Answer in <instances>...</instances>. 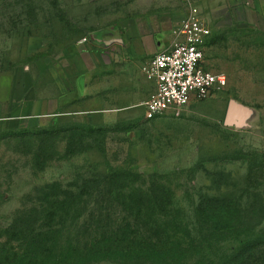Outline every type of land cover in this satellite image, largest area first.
<instances>
[{
	"label": "rangeland",
	"instance_id": "obj_1",
	"mask_svg": "<svg viewBox=\"0 0 264 264\" xmlns=\"http://www.w3.org/2000/svg\"><path fill=\"white\" fill-rule=\"evenodd\" d=\"M171 13L172 0H0V77L24 65L39 74L54 52L83 40L117 42L138 22L153 15L165 21ZM168 30L171 42L172 24ZM207 54L226 85L178 114L148 120L139 107L95 114L92 125L65 118L18 130L0 121V264H36L26 243L4 232L22 206H39L37 189L111 171L142 175L152 189L170 191L162 222L176 240L194 244L189 264H228L243 245L264 241V33L233 28L209 40ZM230 101L249 109L246 127L224 124ZM50 137L54 142L40 150L38 141ZM89 232L67 224L59 248L67 251Z\"/></svg>",
	"mask_w": 264,
	"mask_h": 264
},
{
	"label": "crops",
	"instance_id": "obj_2",
	"mask_svg": "<svg viewBox=\"0 0 264 264\" xmlns=\"http://www.w3.org/2000/svg\"><path fill=\"white\" fill-rule=\"evenodd\" d=\"M192 4L211 30L202 63L208 72L219 71L206 55L209 40L233 28L264 33V0H172V13L165 21L152 14L117 42L103 40L99 46L79 42L73 49L44 58L39 74L33 65H24L1 76L0 121L11 124L7 127L11 130L42 122L56 125L65 118L92 125L95 114L143 108L155 83L142 69L154 54L169 46L166 31L172 24L173 40L174 28Z\"/></svg>",
	"mask_w": 264,
	"mask_h": 264
},
{
	"label": "trees",
	"instance_id": "obj_3",
	"mask_svg": "<svg viewBox=\"0 0 264 264\" xmlns=\"http://www.w3.org/2000/svg\"><path fill=\"white\" fill-rule=\"evenodd\" d=\"M73 132L66 140H73L77 135ZM48 142L54 139H40V150ZM146 182L142 175L111 171L65 188L59 183L46 185L35 191L39 206H22L4 233L12 241H24L36 264L41 260L42 264H164L168 259L172 264H189L194 244L176 240L162 222L170 207V191L152 189ZM72 222L90 232L63 251L60 233ZM263 248V240L251 241L235 251L228 264H264ZM10 263L11 259L6 261Z\"/></svg>",
	"mask_w": 264,
	"mask_h": 264
},
{
	"label": "built area",
	"instance_id": "obj_4",
	"mask_svg": "<svg viewBox=\"0 0 264 264\" xmlns=\"http://www.w3.org/2000/svg\"><path fill=\"white\" fill-rule=\"evenodd\" d=\"M210 36L211 30L198 8H190L174 28L169 46L155 54L142 69L155 83L154 92L143 104L146 119H155L168 111L178 114L209 99L226 85L224 75L202 67Z\"/></svg>",
	"mask_w": 264,
	"mask_h": 264
},
{
	"label": "water",
	"instance_id": "obj_5",
	"mask_svg": "<svg viewBox=\"0 0 264 264\" xmlns=\"http://www.w3.org/2000/svg\"><path fill=\"white\" fill-rule=\"evenodd\" d=\"M250 115L248 108L230 101L226 110L224 124L228 127L244 128Z\"/></svg>",
	"mask_w": 264,
	"mask_h": 264
}]
</instances>
